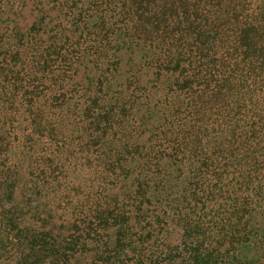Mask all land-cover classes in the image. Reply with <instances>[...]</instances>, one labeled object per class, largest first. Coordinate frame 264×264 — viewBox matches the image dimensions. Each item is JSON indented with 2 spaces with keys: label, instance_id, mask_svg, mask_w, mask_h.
Masks as SVG:
<instances>
[{
  "label": "trees",
  "instance_id": "trees-1",
  "mask_svg": "<svg viewBox=\"0 0 264 264\" xmlns=\"http://www.w3.org/2000/svg\"><path fill=\"white\" fill-rule=\"evenodd\" d=\"M0 264H264V0H0Z\"/></svg>",
  "mask_w": 264,
  "mask_h": 264
},
{
  "label": "rangeland",
  "instance_id": "rangeland-1",
  "mask_svg": "<svg viewBox=\"0 0 264 264\" xmlns=\"http://www.w3.org/2000/svg\"><path fill=\"white\" fill-rule=\"evenodd\" d=\"M31 21H32V19L31 18H27V17H25L24 19H23V25H30V23H31ZM53 21H54V19H53ZM172 239L174 238V235H169ZM156 238H158L157 236H156ZM156 238L154 239V240H156ZM150 248H151V246H150Z\"/></svg>",
  "mask_w": 264,
  "mask_h": 264
}]
</instances>
